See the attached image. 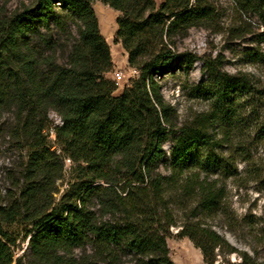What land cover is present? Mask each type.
Returning <instances> with one entry per match:
<instances>
[{"label": "trees", "instance_id": "1", "mask_svg": "<svg viewBox=\"0 0 264 264\" xmlns=\"http://www.w3.org/2000/svg\"><path fill=\"white\" fill-rule=\"evenodd\" d=\"M92 2L28 0L0 17V107L16 109L28 148L25 186L17 201L0 208V264H76L73 251L85 248L92 250L93 259L82 264H108L125 251L137 264H172L162 235L173 223L170 203L181 209L192 203L191 217L212 214L224 188L211 175H233L230 155L225 158L216 149L239 150L248 131L264 138V124L252 129L243 118L253 103L247 76L229 75L209 64L204 66L206 79L190 90L207 108L179 126L172 120L156 78L181 64L193 65L190 56L178 54L175 38L212 17L207 0H101L118 12L112 42L122 47L128 67L137 73L119 95L108 78L112 61ZM71 27L77 37L63 60L44 57L43 49L55 48L50 31L67 35ZM48 110L62 121L53 127L58 151L77 166L80 177L68 197L52 208L42 205L60 171L43 132ZM167 137L168 155L162 148ZM92 199L100 215L90 205ZM107 215L111 218L103 220ZM20 216L31 228L26 254L14 259V240L2 225ZM194 232L183 226L180 235L195 243L207 264L215 248L235 252L212 230L199 228V240ZM242 260L258 264L245 254Z\"/></svg>", "mask_w": 264, "mask_h": 264}, {"label": "rangeland", "instance_id": "2", "mask_svg": "<svg viewBox=\"0 0 264 264\" xmlns=\"http://www.w3.org/2000/svg\"><path fill=\"white\" fill-rule=\"evenodd\" d=\"M163 0H154L156 4ZM212 17L200 26L187 29L183 36L175 38L176 51L182 57L188 55L193 59V65H180L178 70L167 73L157 79L165 102L172 109V120L178 126L189 121L196 113L207 108L206 103L192 96L191 87L206 79L204 66L211 65L229 75L245 74L252 86L251 102L243 115L246 124L252 129L264 124V0H207ZM28 0H0V17L6 18L16 12ZM91 8L97 19L100 35L109 47L112 70L108 78L116 83L114 95H119L123 88L130 85L136 71L127 65L126 54L119 44L112 42L116 31L118 12L103 4L101 0H93ZM41 33H46L41 28ZM51 37L55 41L53 52L42 50V55L53 57L61 62L66 55L67 46L76 38L75 28L70 33L62 34L52 29ZM39 39L34 38V42ZM52 51V50H51ZM181 63V62H180ZM121 73L120 79H115V72ZM252 105V106H251ZM16 109L13 106L0 107V208L6 209L19 198L24 188L22 174L27 166L28 148L21 138L17 124ZM44 135L46 144L54 152L59 177L49 186L42 199V205L49 208L58 206L70 194L73 185L79 180V171L67 158L58 151L54 126L62 124L59 116L52 110L46 115ZM253 133L243 134L239 150L222 146L216 149V154L226 158L230 166L231 176L211 175L218 185L223 186V198L218 208L209 215L199 214L191 217L192 203L184 208H178L170 203L172 225L163 230L168 250V259L172 264H207L195 243L188 237L180 235L183 226H192L195 238L199 228H207L222 237L229 248H215L212 251L211 264H242L245 254L251 261L264 264V138L259 139ZM171 147V137H167L162 148L168 155ZM242 150V151H241ZM241 151V152H240ZM244 151H246L244 153ZM246 159V161H244ZM159 171L168 172L159 167ZM52 190V191H51ZM90 205L99 213L96 201ZM109 215L103 216L108 220ZM118 217H115L117 219ZM161 226H165L162 223ZM2 228L14 240V259L26 254L27 231L31 226L23 222L21 216L10 225ZM90 248L76 249L72 256L76 264L92 260ZM26 261V259H25ZM104 264V263H97ZM108 264H137L135 257L128 251L120 254L117 259Z\"/></svg>", "mask_w": 264, "mask_h": 264}, {"label": "built area", "instance_id": "3", "mask_svg": "<svg viewBox=\"0 0 264 264\" xmlns=\"http://www.w3.org/2000/svg\"><path fill=\"white\" fill-rule=\"evenodd\" d=\"M121 76H122L121 73L118 72V71L114 73V77H115V79H120Z\"/></svg>", "mask_w": 264, "mask_h": 264}]
</instances>
